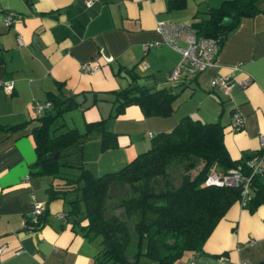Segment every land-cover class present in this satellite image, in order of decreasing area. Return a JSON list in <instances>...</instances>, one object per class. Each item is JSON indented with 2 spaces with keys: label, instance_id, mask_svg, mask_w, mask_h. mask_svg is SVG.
<instances>
[{
  "label": "crops",
  "instance_id": "0c3cea01",
  "mask_svg": "<svg viewBox=\"0 0 264 264\" xmlns=\"http://www.w3.org/2000/svg\"><path fill=\"white\" fill-rule=\"evenodd\" d=\"M220 1L187 0L183 8L167 9V0H96L91 5L84 0H0V124L23 123L17 129L0 128V242L6 243L0 264H92L101 247L100 237H88L71 226L61 197H49L48 187L57 179L31 173L36 156L31 128L39 122L33 102L48 99L51 92L71 95L76 105L69 126L83 131L86 121L109 116L115 90L128 81L115 75L119 67L136 64L140 81L147 85L170 82L180 54L163 41L158 20L188 22ZM7 12L14 13L9 25L3 21ZM148 41L154 43L144 47ZM82 63L99 68L84 71ZM227 72L234 82L224 92L212 77ZM8 79L10 91L2 87ZM180 79L185 88L170 114L145 116L137 104H129L116 117H108L105 124L116 145L101 149L96 133L78 157L85 167L95 174L118 168L150 145L148 131L169 130L185 114L219 120L233 158L259 148L260 135L264 137V0L258 13L242 16L226 35L215 64ZM243 79L248 82L242 84ZM232 108L244 117L239 130L230 127ZM35 202L42 203L46 219L37 229H29L25 220ZM240 260L264 264V202L253 211L233 202L202 248L184 252L172 264ZM138 264L157 262L140 255Z\"/></svg>",
  "mask_w": 264,
  "mask_h": 264
},
{
  "label": "trees",
  "instance_id": "16d2710c",
  "mask_svg": "<svg viewBox=\"0 0 264 264\" xmlns=\"http://www.w3.org/2000/svg\"><path fill=\"white\" fill-rule=\"evenodd\" d=\"M186 1L167 0V9L183 8ZM260 10L261 0H221L188 22L197 36L214 38L220 47L242 16H253ZM118 74L128 81L115 90L109 118L129 104H137L145 116H166L185 87L180 77L196 75L183 72L166 85L152 86L140 81L136 64L119 67L115 71ZM48 97L51 107L36 117L39 122L31 128L36 151L31 173H46L57 179L48 187L49 197L63 199L64 215L74 229L88 237L100 234L101 247L92 264H138L140 255L157 264H172L184 252L202 248L233 202L239 201L249 211L264 202V146L231 157L219 120L182 115L171 129L153 134L150 145L124 164L95 174L81 158L74 164L66 156H81L84 143L96 133L101 149L115 146L113 132L105 124L108 117L86 121L83 131L57 124L58 115L74 107L76 101L62 91L51 92ZM22 125L0 124V128ZM71 145L73 149L66 150ZM61 166L77 169L65 171ZM234 168L240 174L236 183L206 182L209 173L222 179ZM119 208L124 217L114 211ZM45 219L46 210L42 209L35 219L27 217L26 227L37 229Z\"/></svg>",
  "mask_w": 264,
  "mask_h": 264
},
{
  "label": "built area",
  "instance_id": "2783aa9c",
  "mask_svg": "<svg viewBox=\"0 0 264 264\" xmlns=\"http://www.w3.org/2000/svg\"><path fill=\"white\" fill-rule=\"evenodd\" d=\"M96 0H84L86 5H91ZM14 13L7 12L4 16V24L9 25L13 19ZM156 27L158 31L162 34L163 41L176 49L180 54V59L178 63L171 69L169 73L170 79L179 78L180 74L187 72L190 74L197 73L207 66H211L216 62V54L219 50V44L214 38L197 36L195 30L189 22L182 20H169L162 19L158 20ZM19 42L22 43L20 37ZM154 41H148L144 47L153 44ZM80 68L84 71H95L99 67L97 64L93 63H82ZM234 79L230 73H216L212 77V83L217 85L222 91L228 92ZM248 79H243L242 84H246ZM2 87L6 91H10L12 88V81L5 80L2 83ZM52 105L51 100L45 99L43 101H34L32 104L33 112L36 116H41L47 109ZM244 124V117L242 113L237 109L233 108L231 111V121L230 126L234 130L240 129ZM148 136H153L151 131H148ZM261 145L264 146V137L260 135ZM240 174L237 169H231L230 175L224 178H219L216 173H209L206 182H215L227 184H234L237 182ZM42 203L35 202L33 205V211L31 212L32 220L35 219V215L40 213L42 210ZM63 215V214H60ZM6 247L5 242H0V252ZM222 257V256H221ZM224 258V257H222ZM32 264H41L39 261H35ZM230 264H250L245 260H240L238 262H233Z\"/></svg>",
  "mask_w": 264,
  "mask_h": 264
},
{
  "label": "rangeland",
  "instance_id": "374dc122",
  "mask_svg": "<svg viewBox=\"0 0 264 264\" xmlns=\"http://www.w3.org/2000/svg\"><path fill=\"white\" fill-rule=\"evenodd\" d=\"M185 88V87H184ZM184 88H182L181 89V91L184 89ZM188 90V89H187ZM186 90V91H187ZM180 91V92H181ZM185 91V92H186ZM185 92H184V94H185ZM180 94V93H179ZM184 94H183V96H184ZM182 96L180 95V97L179 98H181ZM75 112V110H74V108H72V109H67V110H65L64 112H63V116L61 115V114H59L58 115V117L56 118V120H55V123H63L64 125H71L72 123L71 122H74V121H72V115H73V113ZM76 117V116H75ZM77 118V117H76ZM78 119H79V116H78ZM64 120H67V121H64ZM86 141H92V139H87ZM146 141L148 142V144H149V138L148 137H146ZM148 144H147V146H148ZM73 145H71L70 146V148L69 149H66V150H72L73 149V147H72ZM144 146V145H143ZM142 146V147H143ZM141 147V148H142ZM139 150V149H138ZM141 150H144V149H141ZM65 151V150H64ZM140 151V150H139ZM133 152H135V151H133ZM78 157H79V155L77 154V153H71L69 156H66V159L67 160H69V161H72V162H74V164H77V160L76 159H78ZM61 168L63 169V170H65V171H70V170H76L77 168L75 167V166H61ZM50 175V174H49ZM110 210V209H109ZM117 214H119V215H122L123 217H124V215L122 214V209H116V210H114ZM128 223H130L131 224V220H129V218H128ZM95 236H98V237H100V234H96Z\"/></svg>",
  "mask_w": 264,
  "mask_h": 264
},
{
  "label": "water",
  "instance_id": "95a60500",
  "mask_svg": "<svg viewBox=\"0 0 264 264\" xmlns=\"http://www.w3.org/2000/svg\"><path fill=\"white\" fill-rule=\"evenodd\" d=\"M54 156H57V151L55 152Z\"/></svg>",
  "mask_w": 264,
  "mask_h": 264
}]
</instances>
